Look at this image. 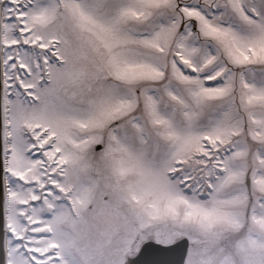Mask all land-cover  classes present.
Returning a JSON list of instances; mask_svg holds the SVG:
<instances>
[{
	"label": "snow or ice",
	"instance_id": "6c2138e0",
	"mask_svg": "<svg viewBox=\"0 0 264 264\" xmlns=\"http://www.w3.org/2000/svg\"><path fill=\"white\" fill-rule=\"evenodd\" d=\"M0 264H264V0H0Z\"/></svg>",
	"mask_w": 264,
	"mask_h": 264
}]
</instances>
